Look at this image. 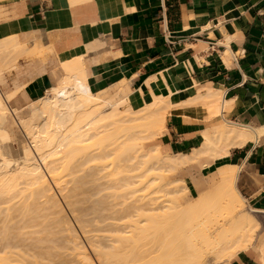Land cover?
Listing matches in <instances>:
<instances>
[{"label":"bare ground","instance_id":"obj_1","mask_svg":"<svg viewBox=\"0 0 264 264\" xmlns=\"http://www.w3.org/2000/svg\"><path fill=\"white\" fill-rule=\"evenodd\" d=\"M23 47L15 36L0 39V78L2 69L6 63H9V58L5 60L10 54L9 48L18 50L19 55L21 51L22 55L27 50ZM62 70L63 73L45 95L36 101H29L23 109L10 108L7 101L12 94L0 92V205L6 201L11 202V209L12 207L15 209L16 205L24 201L26 205L23 204L22 210H24L23 214H26L29 206L26 202L27 198L29 201L35 195L36 200L42 201L41 204L44 209L46 208V212L53 210L57 215L54 216V222L58 224L57 221H60L57 227L60 226L61 231L66 234L65 243L71 250L68 254L73 257H69L71 258L69 263L68 260L62 261V258L58 262L51 259L52 261L47 263L95 264L91 254L81 242L82 238L80 239L67 216H64V208L55 198L52 187L58 190L69 208L68 211L73 213L76 219L74 220L82 230L83 239L88 240L86 242L97 264H230V259L234 255L251 248L257 222L251 215L244 214L242 197L235 186L236 167H222L205 176V182H198L197 191H200L202 185L206 186V189L188 202H185L186 187L177 185L179 186L177 189L173 185L178 182L177 180L165 182L163 173L180 170L204 158L213 161L227 154L232 148L241 147L248 141H255L264 133V127L224 120L219 125H212L204 130L201 133L203 136L201 146L192 150L190 154H163L153 142L164 131L168 113L173 108L179 107L192 109L197 115L204 107L205 119L213 120L226 105L223 104L220 92L206 89L204 93L198 91L194 97L184 95L180 98L178 94L168 89L159 95L142 94L141 105L134 108L130 103L132 90L126 80L93 93L89 90L81 58L65 61L62 63ZM18 128L29 140V144H25L19 154L17 152L11 154L12 158L8 142L18 135H16ZM90 162L92 165L93 162L96 163L95 167L99 164L102 168L98 167L95 173V167H92ZM75 163L77 166L74 165ZM87 164H90V170H94V175L89 176L93 177L95 186L88 187L89 182L84 181V178L82 180L83 176L80 174L76 182L81 179L82 181L79 182H82V187L76 189L80 192L83 185L86 187V194L81 190L84 195L81 193L80 195L87 199V203L89 199L90 205L93 204L90 200L92 198L95 200L99 196L101 202L98 203L96 199L94 203L97 202V205L92 206L95 214L97 206H100V211L104 209L108 211L107 204L111 201L107 200L113 196L114 198L119 196L120 199L122 192L130 195L131 202L122 201L121 204V201L116 202L118 198L112 201L115 206L111 207L109 216L106 213L104 219H107V224L108 220L113 221V227L111 228L109 221L111 226L108 224V229L104 231L109 230V233L112 232L114 235L112 233L105 235L108 238V243L105 245L103 241L98 243V237L95 239L97 234L90 236L93 230H90L91 228L88 230L87 219L80 220L81 217L87 216V213L81 214L80 209L78 213V208L75 207L80 200L84 203V199L80 198L76 189L72 190L77 185L76 182L73 183L75 177L69 179L72 184L66 177L71 173L70 167L75 166L74 169L78 167L77 172H79L82 170L79 166L81 168ZM99 180L103 182L100 183ZM83 182L87 185L85 186ZM51 183L54 186H51ZM69 183L72 185L71 190L68 187ZM145 189L150 191L144 196H148V202L143 205V199L139 198L142 202L139 201L136 193ZM88 190L93 194L89 195ZM4 197L9 198L5 201ZM17 199H20L18 204ZM102 205L106 207L103 209ZM118 206L121 207L116 212ZM7 208L8 206L6 211ZM19 208L18 210H21ZM96 209L99 211L98 208ZM6 211L4 216L8 215ZM72 215L70 214L71 217ZM97 215L101 216L98 213ZM100 220L102 221L99 218L97 222L99 223ZM100 230L102 231L101 228ZM105 236L101 235V238ZM17 242L11 240L0 243V264H32L28 261L29 258L27 259L28 255L25 257L26 255L23 254L26 249L23 250L22 244L19 245ZM141 246H147L152 251H139ZM262 247L264 249V246ZM263 249L261 248L262 252ZM12 251L16 253V257L14 253H10Z\"/></svg>","mask_w":264,"mask_h":264},{"label":"crops","instance_id":"obj_2","mask_svg":"<svg viewBox=\"0 0 264 264\" xmlns=\"http://www.w3.org/2000/svg\"><path fill=\"white\" fill-rule=\"evenodd\" d=\"M0 9V39L15 36L23 46L52 50L48 65L18 60L2 92L12 94L10 108L42 98L63 73L62 63L81 58L93 93L126 80L136 108L142 94L169 89L182 98L212 89L226 103L222 122L264 127V0H1ZM173 109L160 143V135L153 142L163 154H190L201 146V133L221 123L205 119L204 107L197 115ZM200 162L203 177L226 166L237 168L236 181L239 171L252 176L242 190L259 219L261 241L236 254L233 264H263L264 133Z\"/></svg>","mask_w":264,"mask_h":264},{"label":"rangeland","instance_id":"obj_3","mask_svg":"<svg viewBox=\"0 0 264 264\" xmlns=\"http://www.w3.org/2000/svg\"><path fill=\"white\" fill-rule=\"evenodd\" d=\"M0 2H1V0H0ZM2 16H3V13L1 12V9H0V18H2ZM23 48H26L27 50L24 52V54H22L21 55V51H20V55L18 54L19 53V51L17 52V51H15V50H11V48H9L10 49V54H9V56L7 55V57H5L6 59L5 60H7L8 58H9V63L7 64L6 63V66L2 69V72H1V78H2V82H0V92L2 93V92H4L5 91V89H7V88H9L8 86H9V83H8V79H7V76H10V73L12 72V71H15V68L16 69H19V63H18V60L20 59L21 60V62H25V64L26 65H35V66H40V65H48L47 64V59H48V53H49V51H52V50H47V49H44V48H42L41 46H39L38 44L37 45H33V46H31V47H29V45H27V42L25 43V45H24V47ZM32 50V51H31ZM9 51V50H8ZM12 51V52H11ZM15 53H14V52ZM8 52H6V54H7ZM17 53V54H16ZM31 53V54H30ZM33 53V54H32ZM27 54V55H26ZM18 55V56H17ZM4 60V61H5ZM12 60V61H11ZM7 65H9V66H7ZM35 77V76H34ZM42 95V94H41ZM16 96V99L15 100H17V98L19 97V94H16L15 95ZM40 96V95H39ZM38 97V96H37ZM32 99H34V98H32ZM14 100V101H15ZM9 105L10 106H13V101L12 102H10L9 103ZM222 118H221V113L219 114V115H217L216 117H215V119L214 120H212V122L211 123H216V122H222ZM16 128V127H15ZM20 130V128H18V131ZM16 132V135L17 136H15V137H13V139H15V140H13V139H11L9 142H8V144L10 145L9 147H11V151L9 152L10 153V155L11 154H14L15 152H21V149L23 148V146H25V144L26 145H28L29 144V140L24 136V134L22 133V132ZM165 133V132H164ZM163 133V134H164ZM163 134H161V135H163ZM161 135L159 136V138H158V142L160 143V138H161ZM12 142V143H11ZM16 153V155H18ZM9 155V156H10ZM15 155V156H16ZM15 156H14V158H15ZM11 157L13 158V156L11 155ZM204 162V161H203ZM203 162H200V163H195V164H192V165H188L187 167H184V168H181L180 170H176V171H172V172H164L163 173V176H164V179H165V182L167 181H169V182H172V181H174V180H177L178 182L177 183H175V184H173L177 189H178V187L180 186V187H186V193H185V196H186V200H185V202H188V201H192V200H194L196 197H197V195L198 194H200L201 192H203L205 189H206V186H204V185H202L201 186V188H200V191H197V185L201 182V183H203V182H205V178L203 177V176H200L199 175V170L201 169V164H203ZM90 164H91V166L92 167H95V164L96 163H94L93 162V165H92V163L90 162ZM90 164L88 165H85V166H83V167H81L80 168V166H79V169H82L81 171H79V172H77L78 171V167H77V169H74V167L75 166H77V164L75 163L74 165L75 166H73V167H70L71 168V173H70V175L68 176H66V177H68V180L67 181H71V180H69V179H72L73 177H75V181L73 182V183H75L76 182V179H78L79 178V176H80V174H82V180H83V178H84V181L86 180V181H88L89 183V185H88V187L90 186V185H94V182H93V177H91L90 178V176H92V175H94V173H93V171L96 173V171L98 170V167H101V166H99V164H97L96 165V169L94 168V170H90ZM102 164H104V163H102ZM101 164V165H102ZM89 167V168H88ZM102 168V167H101ZM73 169V170H72ZM69 171V170H68ZM88 171V172H87ZM99 171H100V169H99ZM106 171H108V170H106ZM83 172H84V174H83ZM85 172H87L86 174H85ZM90 172H92V174L90 173ZM102 172H104L105 173V171H102ZM241 171H239V174H238V178H237V181H236V187H237V189L239 190V193H240V195H241V197H242V204L244 205V214L245 215H251V217H253L254 218V220L257 222V225H256V227H255V231H254V236H253V244L250 246V247H253L255 244H259L260 243V241H261V238L260 237H258L257 236V234H258V230H259V219H258V217H257V215L256 214H254V212H251V209H249V207H248V205H247V201H246V199H245V196H244V191L242 190L243 188V182L244 181H248V180H251L252 179V176L250 175V174H246L244 171H242V173H240ZM69 174V173H68ZM79 175V176H78ZM84 175H86V177L84 176ZM90 175V176H89ZM100 175V174H99ZM76 176H77V178H76ZM88 176V177H87ZM67 179V178H66ZM79 180H81V179H79ZM79 180H77L78 181V183L76 182V187L75 188H73L72 189V181H71V184H70V186H68L69 187V189H70V187H71V189L74 191V189H76V188H80V187H82V180L79 182ZM91 181L93 182V183H91ZM105 181H106V179H105ZM105 181H104V184H105ZM180 181V182H179ZM99 182H100V180H99ZM101 182H103V181H101ZM100 182V183H101ZM199 182V183H198ZM84 184H85V186L87 185V183H85V182H83ZM180 183V184H179ZM68 184V185H69ZM81 184V185H80ZM103 183H102V185H104ZM177 185H179V186H177ZM51 186H54L52 183H51ZM73 186H74V184H73ZM80 186V187H79ZM95 186V185H94ZM94 186H92V189H93V187ZM53 188V193L55 194V198H57V200L59 201V203H61V205H62V207L64 208L63 210V212H65V214H64V216L66 215L67 216V219L71 222V224H72V226H73V228H75V231L77 232V234L79 235V237H80V239L82 240L81 242L83 243V245L85 246V248L87 249V251L91 254V256H92V258H93V261L95 262V264H97V262H96V260H95V258L93 257V255H92V250L90 251V246H89V244H88V242H86V241H88L86 238H84L83 239V234H82V230L81 229H79V227H78V224L76 223V219H75V217H73V213L71 212V211H68L69 210V208L67 207V205H65L66 203H64V200H63V198L60 196V194H59V192H58V190L56 189V188H54V187H52ZM86 187H84V185H83V189H85ZM90 188H91V186H90ZM139 188H143L142 186H139ZM70 189V190H71ZM82 188L80 189V192H79V190H77L76 189V192L79 194V196H80V198H82V199H84V197H82V195H84L82 192H81V190L86 194V189H85V191L83 190ZM90 191H93V190H91V189H89ZM89 190H88V192L87 193H89V195H91V194H93V193H90L89 192ZM57 191V192H56ZM147 191H150V190H148V189H145V190H141V191H139V192H137L136 193V196H137V198H138V200H139V198H141V199H143L142 201L141 200H139V201H141L142 203H143V205H145V203L146 202H148L147 201V197H144L146 194H147ZM106 192V191H105ZM107 192H109V191H107ZM80 193L82 194V195H80ZM101 193V192H100ZM102 193H104V192H102ZM108 194V193H107ZM88 195V194H87ZM101 195V194H100ZM110 195H111V193H110ZM110 195H108V196H110ZM129 194H127V192H124V194H123V192H122V196H120L121 198L119 199L117 196H116V198H114V196H113V198H111L110 200H107V201H113L114 202V200H116L117 198H118V200H116V202H119L120 203V201H121V204H122V201H125V202H131L129 199V197H130V195L128 196ZM158 195H160V194H157V196ZM35 196V195H34ZM32 197L31 198V200H29L28 201V198H27V203L29 204V206H28V208H27V213L26 214H23L24 212V210H22L23 209V202L20 204H18V202H19V200L21 199H17L18 201H17V204L18 205H16L15 206V209H14V207H12V209H11V202H8L7 203V199L9 198V197H4L3 199L6 201L5 203H2L1 205H0V209H1V215H0V218H1V220H0V243H4V241L5 242H11V240L13 241V240H15L19 245H20V243L22 244V249L24 250V249H26V250H24L23 251V254H25L26 256L25 257H27V255H28V257H27V259H28V261H30L32 264H34V263H36V264H45V262H46V264H49V263H47V261L49 262V261H52V260H54V261H59V260H61V258H62V261H67L68 260V263L70 262V260H71V258L73 257V256H69V254L71 253V250H70V246L67 244V243H65L66 242V237H65V233L63 232V231H61L62 229L60 228V226H58L57 227V225H60L59 223H60V221L58 220L57 221V219H56V221H57V223L58 224H56L54 221H55V219H54V216L56 215L55 213H53V210H52V212H49V211H47L46 212V208L44 209L43 208V206H42V204H41V202L42 201H39V200H36L35 199V197ZM104 196H106V194L104 195ZM107 196V199H109V197ZM154 196V195H153ZM76 197H77V194H76ZM97 197V196H96ZM144 197V198H143ZM61 198V199H60ZM79 198V197H78ZM86 198H87V196H86ZM99 198V196L97 197V198H95V200L97 199V202L99 201V202H101V200H99L98 199ZM101 198H102V195H101ZM104 198V197H103ZM150 198H151V195H150ZM129 200V201H127V200ZM79 200V199H78ZM92 200H93V198H92ZM90 200L91 201V204L92 205H90V203H89V199H88V203H87V199H84V203H83V200H80V202H78V203H75V205L76 204H78V205H76V207L75 208H78V213H79V211L81 210V214H85V212L87 213V216L85 217L84 215V217L82 218H80V220H83V221H85L86 219V224H87V221L89 222V224H87V225H89V227H87L88 228V230L90 229V230H93L92 232L93 233H90V236L92 235V236H95L96 234V236H95V239L98 237V243L99 242H102L103 241V244L105 245V244H107L108 243V238L106 237L107 235H109L110 233H112V232H110L109 233V230L108 231H104V229H108V224L111 222L110 220H108V224L106 223V220L107 219H104L105 218V215H106V213L108 214L109 213V210L111 209V207H113V206H115L114 204H113V202H112V204L110 205V203L109 204H107L108 205V207L107 208H109V210L108 211H106L105 209H104V207H106V206H103L104 205V203H105V201L103 202V205H102V207H103V209H104V211H100V206L98 207H96V208H100L99 209V211L95 208V210H96V214H95V212H94V210H93V207L92 206H94V202H95V200ZM102 200H104V199H102ZM105 200H106V198H105ZM145 200V201H144ZM12 201V200H11ZM14 202V201H13ZM25 202V203H26ZM76 202H77V200H76ZM97 202H96V204L95 205H97ZM98 202V203H99ZM141 202H138V203H141ZM41 205H40V204ZM119 203H117V204H119ZM181 203L183 204L184 203V199L181 201ZM15 204H16V202H15ZM81 204V205H80ZM116 204V203H115ZM24 205H26V204H24ZM34 205H35V207H34ZM84 205V206H83ZM99 205H101V203L99 204ZM110 205V206H109ZM6 206H8V208H7V210L9 211V209H10V211L8 212V211H6ZM13 206V205H12ZM18 206V207H17ZM64 206H66V207H64ZM89 206H90V208H89ZM2 207H3V210H2ZM5 207V208H4ZM21 208V210H18V208ZM31 207H32V209H33V212H32V209H31ZM82 207H84L83 209H82ZM120 207L121 206H118L117 208H116V212H118L119 211V209H120ZM19 208V209H20ZM92 208V209H91ZM25 209H26V207H25ZM43 209H44V211H43ZM80 209V210H79ZM86 209H87V211H86ZM93 211L92 213H91V210ZM49 210V209H48ZM82 210H83V212H82ZM85 210V211H84ZM89 210H90V212H89ZM7 212L8 213V215H6L7 213H5V215L6 216H4V212ZM41 211V212H40ZM114 212H115V208H114V210H113ZM16 212V213H15ZM40 212V213H39ZM251 212V213H250ZM17 213H18V217H17ZM31 213V214H30ZM53 213V214H52ZM90 213V214H89ZM97 213L98 214H100L101 216L99 217L98 215H97ZM11 214V215H10ZM12 214H13V216H12ZM29 214V215H28ZM63 214V213H62ZM70 214L72 215V217L70 216ZM93 214H95L94 216H93ZM10 215V216H9ZM22 215H23V218H22ZM26 215V216H25ZM28 215V216H27ZM68 215H69V218H68ZM102 215H104V217L102 216ZM114 215V214H113ZM112 215V216H113ZM53 216V217H52ZM65 216V217H66ZM108 216H109V214H108ZM2 217H3V219H2ZM10 218V220H9V218ZM15 217V218H14ZM25 217V218H24ZM51 217V218H50ZM56 217H57V215H56ZM59 217V216H58ZM98 217V218H97ZM5 218H7V220L5 221ZM14 218V219H13ZM50 218V219H49ZM72 218V219H71ZM95 221H93L92 219ZM99 218L100 219H102V221L100 220L99 221V223L97 222V220H99ZM23 219V220H22ZM45 219H46V221H45ZM75 219V220H74ZM3 220V221H2ZM9 220V221H8ZM42 220H44L45 222H42ZM48 220V221H47ZM105 221V222H104ZM110 221V222H109ZM113 222V221H112ZM112 222H111V225H112ZM4 223V224H3ZM44 225H43V224ZM75 223V224H74ZM98 224V226H97V224ZM103 223V224H102ZM115 223V222H114ZM42 224V225H41ZM101 226H100V225ZM118 224V223H117ZM18 225H19V227H18ZM110 225V224H109ZM110 225V226H111ZM2 226V227H1ZM11 226V228H9ZM92 226V227H91ZM97 226V230L95 229V227ZM100 226V227H99ZM22 227V228H21ZM53 227H54V229H53ZM113 227V225L111 226V228ZM6 230H5V229ZM28 228H29V230H28ZM57 230H56V229ZM100 228L102 229V231L100 230ZM110 229V228H109ZM26 230V231H25ZM47 230V231H46ZM95 230V231H94ZM101 232H100V231ZM1 231H2V233H1ZM5 231V232H4ZM81 233H80V232ZM96 232V233H95ZM12 233H13V235H12ZM15 233V234H14ZM95 233V234H94ZM99 233V234H98ZM105 233H107V234H105ZM109 233V234H108ZM4 234V235H3ZM113 234V233H112ZM256 234V235H255ZM38 235V236H37ZM99 235V236H98ZM101 235L102 236H105V238H106V240H107V242H106V240H105V238L103 239V238H101ZM114 235V234H113ZM112 235V236H113ZM8 236V237H7ZM14 236H16V237H14ZM25 237H26V239H25ZM1 238H2V240H1ZM38 238V239H37ZM100 238V239H99ZM10 240V241H9ZM94 240V239H93ZM85 241V242H84ZM96 241V240H95ZM26 242H27V244H26ZM97 242V241H96ZM106 242V243H105ZM23 244H24V246H23ZM29 245H30V247H29ZM66 245H67V247H66ZM58 248V249H57ZM90 248V249H89ZM20 249V248H19ZM52 249H53V251H52ZM34 250V251H33ZM42 250V251H41ZM51 250V251H50ZM58 250V251H57ZM59 250H60V252H59ZM64 250V251H63ZM62 251V252H61ZM66 251H67V253H66ZM69 251V252H68ZM139 251H152L150 248H148L147 246H141L140 248H139ZM41 252V253H40ZM10 253H14V251H12V252H10ZM45 253H46V255H45ZM56 253V254H55ZM63 253V254H62ZM64 253H66V254H64ZM69 253V254H68ZM15 254V257H16V253H14ZM13 254V255H14ZM55 254V255H54ZM63 256H62V255ZM1 255H2V252H1ZM4 255V254H3ZM32 256V258H31V256ZM42 255V256H41ZM48 255V256H47ZM10 256V255H9ZM18 256V255H17ZM19 256H21V254L19 255ZM24 256V255H23ZM37 256V257H36ZM69 257H71L70 259H69ZM57 258V259H56ZM237 258V255L236 256H234L233 257V259L231 260V263L230 264H233V262H234V260ZM39 259V260H38ZM52 259V260H51ZM33 260V261H32ZM40 260H42L43 261V263H41L42 261H40ZM53 261V262H54ZM40 262V263H39ZM52 262V263H53Z\"/></svg>","mask_w":264,"mask_h":264}]
</instances>
